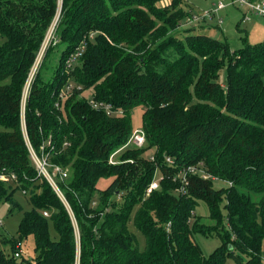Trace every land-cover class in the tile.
<instances>
[{"label": "trees", "instance_id": "1", "mask_svg": "<svg viewBox=\"0 0 264 264\" xmlns=\"http://www.w3.org/2000/svg\"><path fill=\"white\" fill-rule=\"evenodd\" d=\"M159 1L0 0V171L16 177L0 182V201L20 209L12 198L20 189L31 204L0 264H264V40L232 50L193 28L179 37L190 13L181 0ZM137 105L146 143L109 163ZM25 136L68 169L58 179L68 206L37 175ZM156 169L159 186L145 196ZM199 201L210 222L194 215ZM196 233L220 244L205 255ZM29 236L35 256L15 257Z\"/></svg>", "mask_w": 264, "mask_h": 264}, {"label": "rangeland", "instance_id": "2", "mask_svg": "<svg viewBox=\"0 0 264 264\" xmlns=\"http://www.w3.org/2000/svg\"><path fill=\"white\" fill-rule=\"evenodd\" d=\"M231 1L232 0H181L182 7L186 12H189L190 15L181 23L178 36L181 37L184 30L193 28L195 32L207 34L219 40H226L232 50L242 48L246 44L253 45L263 41L264 17L248 11L245 6L243 7L237 3L232 4ZM170 2L171 0H160L158 3L160 6H166ZM219 2H222L225 8L215 11L216 5ZM209 11L213 12L212 18L202 19L201 15ZM194 17H197V19H193ZM44 43L45 46H47L48 40L45 39ZM39 58L36 66L38 65ZM226 69L227 66H224L219 71L218 78V82L224 87L226 84ZM84 94L87 95V97L89 96L88 92ZM24 101L25 98L23 99V104ZM142 112V106L139 105L135 106L131 111V127L133 131L142 129ZM152 151L153 149H148L144 154L148 155ZM98 185L100 188H104L106 183L101 180ZM28 196V193H24L20 189L15 190L12 198L19 204L20 209H14L12 212H10V202L4 200L0 201V221L2 222L0 225V249L4 250V252L8 253L10 251V244L5 240L12 237L17 238L18 223L23 213L31 209ZM222 213L224 214L223 223L226 226V211L223 207ZM194 215L200 217L202 222H210L208 219V208L203 201L198 202L194 210ZM128 227L129 230L134 233L139 249L143 250L145 246L143 235L136 229L132 221L129 223ZM49 229L52 236L55 237L51 225ZM193 238L195 242L199 244L205 255L211 253L220 244V239L214 234L204 236L201 233H196ZM21 243L22 254L27 258L34 257L32 236L21 241Z\"/></svg>", "mask_w": 264, "mask_h": 264}, {"label": "built area", "instance_id": "3", "mask_svg": "<svg viewBox=\"0 0 264 264\" xmlns=\"http://www.w3.org/2000/svg\"><path fill=\"white\" fill-rule=\"evenodd\" d=\"M232 4L237 3L241 6H245L248 11L255 13L257 15L263 16L264 17V0H232L231 1ZM225 8V5L222 2H219L216 5L215 11L216 10H221ZM212 13L211 11L209 12H205L203 15H201L202 19H206L212 18ZM58 18V14L55 17V20ZM193 19H197V17H194ZM56 22L54 21L52 23V25L50 26L47 34H46V40H50L53 37L54 34V28H55ZM45 43L43 42L40 51H39V55L41 56L44 49H45ZM82 49H80L79 51H77L76 53H74L72 55V60H74L76 57H78L81 53ZM35 72V68H32L31 72H30V76L28 78V81L26 83L25 89H24V95L23 97L25 98L28 92V88L31 82V79L33 77V74ZM68 92V91H67ZM65 92H61L59 94V96L62 98L64 96ZM89 103L90 105H92L93 107H95L97 110H102L104 111L107 115H111L114 111L112 110V106L108 103L102 102V101H94L93 99H91V97H89ZM56 106L59 107V102L56 103ZM25 139V143H26V147L29 153V157L32 161V164L37 172V175L39 177L44 178L47 183L49 184V186L51 187V189L54 191V193L57 195V197L60 199V201L65 204L66 206H68L67 201L65 199L64 193L61 190L59 184H58V179H63L65 177L68 176V169L61 166V165H57V164H53L50 162L49 160V155L44 154V153H38L31 145L29 139L27 138V136L24 137ZM50 140H48V142L46 143V145H50ZM146 143L145 140V136H144V132L142 129H138L136 131H131L127 141L125 142V144L119 146L118 148H116L109 156V163H115L118 160V156L119 154L126 149L128 146H132L135 148H140L143 147ZM64 145H67V143H65ZM41 149L43 150V147H41ZM147 158L149 160H153L154 156L153 153H149L147 155ZM165 162L169 165L173 164V161L170 157H165ZM190 172H193L192 168L188 169ZM162 177L161 172L156 169L153 179L151 180V182L149 183L148 187L146 188L145 191V196H148L153 190H156L159 186V180ZM178 177H181V181L185 184L186 183V177L184 175V170H181L178 173ZM208 175H204L203 178H207ZM16 177L14 174H7L4 173L2 171H0V182H10V183H14ZM184 191V187H180L176 189V192H181ZM44 216H47L48 213L47 212H43ZM2 224V222L0 221V225ZM16 251L14 253L15 257H19L20 254H22L21 251V246L22 243L20 241L16 242Z\"/></svg>", "mask_w": 264, "mask_h": 264}, {"label": "bare ground", "instance_id": "4", "mask_svg": "<svg viewBox=\"0 0 264 264\" xmlns=\"http://www.w3.org/2000/svg\"><path fill=\"white\" fill-rule=\"evenodd\" d=\"M92 106V105H91ZM93 107V106H92ZM24 108V107H23ZM93 108H95V107H93ZM96 109V108H95Z\"/></svg>", "mask_w": 264, "mask_h": 264}]
</instances>
